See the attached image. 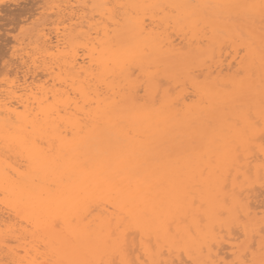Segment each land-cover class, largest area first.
<instances>
[{"label":"bare ground","instance_id":"1","mask_svg":"<svg viewBox=\"0 0 264 264\" xmlns=\"http://www.w3.org/2000/svg\"><path fill=\"white\" fill-rule=\"evenodd\" d=\"M69 13L86 30L35 35L50 83L28 55L0 87V205L32 226L35 264H261L264 0Z\"/></svg>","mask_w":264,"mask_h":264},{"label":"rangeland","instance_id":"2","mask_svg":"<svg viewBox=\"0 0 264 264\" xmlns=\"http://www.w3.org/2000/svg\"><path fill=\"white\" fill-rule=\"evenodd\" d=\"M17 1V2H16ZM18 1H20L18 3ZM22 1V2H21ZM0 0V5L2 6L1 8L3 10H1L0 8V87L1 86H4L8 79H13L14 77L16 78V76H20V78L22 79L21 76H23L25 73V64L29 63L30 64V58L31 57H35L36 59V62L39 63L36 65L38 66L40 64V67H42L41 69H44L43 68V65L41 66V63L40 61H42V58H43V61L47 64V66L50 64L52 66H54L52 63H50V61L52 59H54V54L53 57L52 55L48 54L50 50H46L43 46H42V43L40 42L41 40H37V36H35L37 34V32L40 30V29H43V32L44 33H48L47 35L52 39V41L55 40V37H56V34L58 33H64L66 35H68V30L71 31V30H74L76 29V31H81V30H86L85 26V21H84V18L83 17L82 19L79 18L77 19L78 17H71L70 15V11L71 10H74L76 11L78 9V7H80V4H81V0L77 1V0ZM67 1V2H66ZM25 2V3H24ZM41 2V3H40ZM28 3V4H26ZM33 3V4H31ZM5 4V5H4ZM10 4V5H9ZM79 4V5H78ZM7 5V6H6ZM9 5V6H8ZM16 5V6H15ZM18 6V7H17ZM24 6V7H23ZM34 6V7H33ZM59 6V7H58ZM68 6V7H67ZM78 6V7H77ZM5 7V8H4ZM32 7V8H31ZM14 8V9H13ZM31 8V9H30ZM64 8V9H63ZM68 8V9H67ZM6 9V10H5ZM10 9H11V12H10ZM21 9V10H20ZM44 9V10H43ZM50 9V10H49ZM61 10V11H60ZM5 11V12H4ZM8 11L10 13H8ZM2 12V13H1ZM34 12V13H33ZM36 12V13H35ZM59 12V13H58ZM69 13V14H68ZM16 14V15H15ZM36 14V15H35ZM52 16V17H51ZM17 17V18H16ZM38 17V18H37ZM70 18V19H69ZM61 21H60V20ZM22 20V21H21ZM25 20V21H24ZM82 20V21H80ZM20 21V22H19ZM54 21V22H53ZM72 21V22H71ZM23 22V23H22ZM39 22V23H38ZM75 22L77 24H75ZM81 22V24H80ZM31 23V24H30ZM54 23V24H53ZM65 23V24H64ZM28 24V25H27ZM59 24V25H58ZM74 25H77L73 28ZM72 26V28H70ZM38 27V28H37ZM65 27V28H64ZM53 28V29H52ZM78 29V30H77ZM48 30V31H47ZM65 30V31H64ZM4 31V32H3ZM8 31V32H7ZM76 31H72L71 35H73V39H77V36L79 37V34H75ZM76 32V33H77ZM12 33V34H11ZM30 33V34H29ZM32 37H31V36ZM54 37H53V36ZM77 35V36H76ZM10 36V37H9ZM18 36V37H17ZM25 36V37H24ZM7 37V38H5ZM9 37V38H8ZM29 37V38H28ZM13 40V41H12ZM31 40V41H30ZM35 40V42H34ZM30 41V42H29ZM37 41V42H36ZM22 42V43H21ZM78 42V40H77ZM5 43V44H4ZM31 43V44H30ZM3 46V47H2ZM34 49V50H33ZM80 50V49H79ZM14 51V52H13ZM27 51V52H26ZM6 53V54H4ZM32 53V54H31ZM80 53V51H79ZM44 54V55H43ZM23 57H22V56ZM30 58H28L29 56ZM48 55V56H47ZM17 56V57H16ZM21 56V57H20ZM28 56V57H27ZM45 56V57H44ZM49 57V58H48ZM8 58V59H7ZM16 58V59H15ZM24 60H23V59ZM49 60H48V59ZM52 58V59H51ZM20 59V60H19ZM28 59V60H27ZM47 59V60H45ZM51 59V60H50ZM22 60V61H21ZM27 60V61H26ZM47 61H49L47 63ZM22 62L24 63V66L22 64ZM52 62V61H51ZM13 63V64H12ZM28 64V65H29ZM18 65V66H17ZM20 69H19V68ZM10 68V69H8ZM12 68V69H11ZM14 68V70H13ZM16 68V69H15ZM7 69V70H5ZM31 69L33 70V68H30V71L28 72L27 70V74L25 76V78L30 81L32 78L36 81L41 79L40 82H43L44 80L48 81V83H50V80H51V76L45 72V69L41 71V69H39V67H36L34 69V72L31 71ZM9 70H12L11 72ZM39 70V71H38ZM56 68H54V71L56 72ZM2 71V72H1ZM18 71V72H17ZM21 71V72H20ZM36 71L38 73H36ZM4 72V73H3ZM20 72V73H19ZM32 72V73H30ZM42 72V73H41ZM8 73V74H7ZM11 73V74H10ZM34 73V74H33ZM47 73V74H46ZM14 74V75H12ZM37 74V75H36ZM45 74V75H44ZM39 75V76H38ZM49 75V76H48ZM47 76V77H46ZM28 77V78H27ZM31 77V78H30ZM47 79H45V78ZM19 78V79H20ZM30 78V79H29ZM5 79V80H4ZM50 79V80H48ZM43 80V81H42ZM37 81V82H39ZM3 82V83H2ZM2 83V85H1ZM5 83V84H4ZM264 133H262L263 135ZM260 143L264 144L262 141H264V135L261 136L260 138ZM261 184L264 185V179H261L260 180ZM258 187V190H260V192L262 193V188L260 186H257ZM256 187V188H257ZM263 189H264V186H262ZM255 188V189H256ZM260 188V189H259ZM258 190H255V193H257L256 191ZM260 193V194H261ZM259 196L256 198V200L253 198V202H257V199H258V203L259 204H262V210H263V214H264V202L263 203H260L262 200H260L261 198H263L264 194H262L261 196ZM264 199V198H263ZM5 207H3L2 205H0V215L3 216V222L0 223V245L2 248V250L0 251V264H13L14 261H12L10 259V252L13 251V253L17 255L18 259L20 258L21 259V264H35V263H38L40 261L43 260L42 256L43 254H41L38 257L37 254L39 253H43L45 251V248L42 247V244L41 242H39V240H37V237H33L30 235L29 237V234H30V230L32 231V226L30 225L29 226V223H24V225L26 226H22V223L25 222L21 217L9 212L7 213V209H3ZM5 213H4V212ZM8 217H7V216ZM13 215V218H16L17 219H11L12 217L11 216ZM16 216V217H15ZM9 218V219H8ZM7 221V223L5 222V220ZM11 219V220H10ZM17 220V222H16ZM18 220L20 223H18ZM15 221V223H14ZM22 221V222H21ZM13 222V223H12ZM4 225H3V224ZM13 224V225H12ZM20 224V226H19ZM16 225V226H15ZM29 226V227H28ZM16 227V228H15ZM9 229V230H8ZM24 229V230H23ZM26 229H28V234L26 235H22L21 233L25 232L26 233ZM22 230V231H21ZM235 230V229H234ZM233 230V231H234ZM11 231L13 232V235L14 236H11L13 237L14 239H11L10 237V234H11ZM17 231V232H16ZM236 231V230H235ZM19 232V233H18ZM237 232V231H236ZM4 233V234H3ZM18 234L20 236H22L21 238H19L20 236H18ZM234 234V232H233ZM232 234V235H233ZM236 234V233H235ZM234 234V235H235ZM4 237H3V236ZM16 236V237H15ZM18 236V237H17ZM237 236V235H235ZM7 237V238H6ZM25 239H24V238ZM9 238V239H8ZM21 239L22 240V244L20 245V242L21 240H18V239ZM27 238V239H26ZM8 239V241L6 240ZM16 239V241H15ZM34 239V240H33ZM239 240L242 239V237L238 238ZM11 240V241H10ZM29 240V241H28ZM239 240H237L239 242ZM33 244H32V242ZM36 241V242H35ZM19 242V243H18ZM31 242V243H30ZM40 243V245H38ZM3 244V245H2ZM35 244L37 246H40V248H37V246H35ZM7 245V246H5ZM19 246V247H18ZM7 247V248H6ZM15 247V248H13ZM27 247V248H26ZM24 248V249H23ZM37 248V249H36ZM7 249L9 251V253H7ZM17 251H16V250ZM20 249V250H19ZM25 249H28L30 252H28V250H25ZM5 251V253L7 254L8 257H3L2 255L3 252ZM20 251V252H19ZM222 251H225V250H222ZM2 252V253H1ZM31 253V254H29ZM37 253V254H36ZM12 254V253H11ZM36 256L34 257L33 255ZM20 256V257H19ZM26 256V258H25ZM225 256V259L229 260V257L231 259V256L229 253H226L224 254ZM23 260H22V258ZM29 257V258H28ZM38 258V259H37ZM19 259V261H20ZM8 260V262H7ZM25 260V261H24ZM10 261H12V263H10ZM16 264H18L19 262H15Z\"/></svg>","mask_w":264,"mask_h":264},{"label":"snow or ice","instance_id":"3","mask_svg":"<svg viewBox=\"0 0 264 264\" xmlns=\"http://www.w3.org/2000/svg\"><path fill=\"white\" fill-rule=\"evenodd\" d=\"M261 264H264V260H261Z\"/></svg>","mask_w":264,"mask_h":264}]
</instances>
